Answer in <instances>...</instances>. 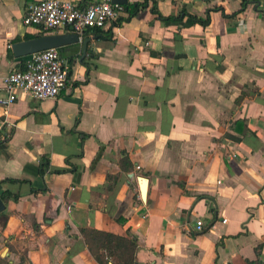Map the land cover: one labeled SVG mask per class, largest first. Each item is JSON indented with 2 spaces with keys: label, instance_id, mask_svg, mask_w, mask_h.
Wrapping results in <instances>:
<instances>
[{
  "label": "crops",
  "instance_id": "crops-1",
  "mask_svg": "<svg viewBox=\"0 0 264 264\" xmlns=\"http://www.w3.org/2000/svg\"><path fill=\"white\" fill-rule=\"evenodd\" d=\"M40 1L0 0L3 98L16 44L71 33L24 24ZM146 1L58 49L57 99L0 105V264H100L82 229L135 239L134 264H264V0Z\"/></svg>",
  "mask_w": 264,
  "mask_h": 264
},
{
  "label": "built area",
  "instance_id": "built-area-1",
  "mask_svg": "<svg viewBox=\"0 0 264 264\" xmlns=\"http://www.w3.org/2000/svg\"><path fill=\"white\" fill-rule=\"evenodd\" d=\"M124 7L113 0H100L81 10L65 0H44L31 4L24 17L26 26L38 27L43 33L72 28L82 38L89 30H102L118 23ZM69 82V67L61 61L59 50L52 48L32 55L25 62L23 71H12L4 79L7 97L0 96V105L9 107L26 93L36 101L57 99ZM204 223L197 222L196 231H203Z\"/></svg>",
  "mask_w": 264,
  "mask_h": 264
},
{
  "label": "trees",
  "instance_id": "trees-1",
  "mask_svg": "<svg viewBox=\"0 0 264 264\" xmlns=\"http://www.w3.org/2000/svg\"><path fill=\"white\" fill-rule=\"evenodd\" d=\"M147 3L149 0L146 1ZM248 4H244L242 11ZM146 6H142L144 8ZM140 6L135 7L131 12V16L138 13ZM241 11V12H242ZM235 16V15H234ZM193 22L201 24L202 26H208L210 24V17L202 20L194 16H190ZM170 20V19H169ZM177 20V19H176ZM122 19L118 22L121 23ZM43 36V34H42ZM23 71V70H19ZM48 163L42 162V172L48 169ZM112 178L109 177V180ZM8 183H21L24 181L8 180ZM2 199L6 202L18 201L19 196L13 194L11 191H6L2 195ZM81 234L85 239L90 251L95 256L100 264H134L136 260V253L138 250V244L135 239H129L125 237H119L106 232L95 231L92 229H82Z\"/></svg>",
  "mask_w": 264,
  "mask_h": 264
},
{
  "label": "water",
  "instance_id": "water-1",
  "mask_svg": "<svg viewBox=\"0 0 264 264\" xmlns=\"http://www.w3.org/2000/svg\"><path fill=\"white\" fill-rule=\"evenodd\" d=\"M113 3L116 4H126L127 0H113ZM80 38L77 34L73 32L71 28V33L69 35L61 36V35H45L38 37L36 39H32L29 41H25L19 44H16L13 47V52L16 57L18 58H25L37 54L39 52L49 50L52 48L60 49L65 45H72L75 43H79ZM90 40L85 41L84 43V51L87 50L88 44ZM140 181L142 182V195L143 197L146 196V184L147 180L141 178ZM6 206L4 202L0 198V211H4Z\"/></svg>",
  "mask_w": 264,
  "mask_h": 264
}]
</instances>
